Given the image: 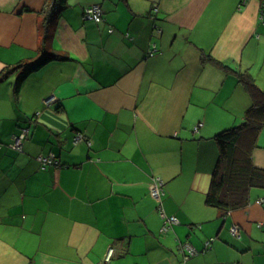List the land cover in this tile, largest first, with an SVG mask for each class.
Listing matches in <instances>:
<instances>
[{"label":"crops","instance_id":"obj_1","mask_svg":"<svg viewBox=\"0 0 264 264\" xmlns=\"http://www.w3.org/2000/svg\"><path fill=\"white\" fill-rule=\"evenodd\" d=\"M50 1L0 0V264H264V189L206 204L215 136L253 104L238 74L264 90L262 0H66L47 22ZM45 52L64 58L16 92L14 68ZM252 159L264 170V129ZM153 177L179 220L166 234Z\"/></svg>","mask_w":264,"mask_h":264},{"label":"trees","instance_id":"obj_2","mask_svg":"<svg viewBox=\"0 0 264 264\" xmlns=\"http://www.w3.org/2000/svg\"><path fill=\"white\" fill-rule=\"evenodd\" d=\"M50 2L45 18L47 22L58 8L65 5L66 0ZM63 58L61 55L45 52L35 61L19 64L14 68L19 69L16 92L29 75L40 70L49 61ZM206 58L214 65L226 67L210 56ZM8 73L3 74L2 78H6ZM238 78L250 94L253 104L246 111L242 124L223 130L215 136L219 159L206 197L208 206L222 210L225 215L246 208L251 203L250 193L253 189H264V170L256 167L252 159L259 135L264 129V90L246 72L238 74Z\"/></svg>","mask_w":264,"mask_h":264},{"label":"built area","instance_id":"obj_3","mask_svg":"<svg viewBox=\"0 0 264 264\" xmlns=\"http://www.w3.org/2000/svg\"><path fill=\"white\" fill-rule=\"evenodd\" d=\"M247 0H244L243 3H246ZM263 3V9H262V16H264V0H262ZM84 19L85 20H92L95 21L96 23H100L103 20V10L102 7L100 5H93V6H89L85 9L84 12ZM155 52V50H151L149 53L150 55H153ZM52 100H47V104H49ZM30 132L29 128H24L22 130V133L20 136L16 137L14 144L12 145L14 149L18 150V151H22L23 149V142L24 140L28 137ZM77 139H84L83 136L81 134H79V136L77 137ZM39 161L41 162V164L43 166L45 165H50L53 164L54 162H56V160H54L53 156H47V157H40ZM165 190H164V182L160 177H153V184H152V188H151V195L153 197V199L157 202V206H158V211L163 219V225L161 228V232L162 233H167L169 231H171L173 229V227L175 225H177L179 223V220L176 216L174 215H168L165 212V208H164V196H165ZM264 202L263 200H259L257 201V203H262ZM231 233L234 237L236 238H240L241 234H240V228L237 225H234L231 228ZM215 240V238H210L206 243H205V250L206 249H210L212 246L213 241ZM179 249L182 253L183 257V261L188 260L190 257H193L195 255H197L199 252L189 243H179ZM114 255V250L111 249L106 261L109 262L111 257Z\"/></svg>","mask_w":264,"mask_h":264},{"label":"rangeland","instance_id":"obj_4","mask_svg":"<svg viewBox=\"0 0 264 264\" xmlns=\"http://www.w3.org/2000/svg\"><path fill=\"white\" fill-rule=\"evenodd\" d=\"M14 80H15V82H16V77H15V79H14Z\"/></svg>","mask_w":264,"mask_h":264}]
</instances>
